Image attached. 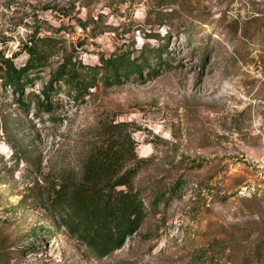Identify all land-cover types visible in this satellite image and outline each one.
<instances>
[{
	"label": "rangeland",
	"instance_id": "1",
	"mask_svg": "<svg viewBox=\"0 0 264 264\" xmlns=\"http://www.w3.org/2000/svg\"><path fill=\"white\" fill-rule=\"evenodd\" d=\"M35 30L60 43L24 107L0 81V264H264V0H0V57L20 67ZM165 42L155 77L36 109L64 59L93 65ZM105 121L125 126L144 162L133 189L146 204L181 185L96 260L59 227L48 195L78 175Z\"/></svg>",
	"mask_w": 264,
	"mask_h": 264
},
{
	"label": "trees",
	"instance_id": "2",
	"mask_svg": "<svg viewBox=\"0 0 264 264\" xmlns=\"http://www.w3.org/2000/svg\"><path fill=\"white\" fill-rule=\"evenodd\" d=\"M59 43L53 36L39 37L35 30L23 45L26 59L20 67L0 57L2 87L11 89L19 106L24 107L23 90L34 81H42L39 73L49 67L53 49ZM165 44L154 49L141 48L136 54L133 50L120 51L100 57L93 65L64 59L53 70L51 80L41 87L36 109L50 113L57 101L53 97L61 92L74 103H82L99 82L112 87L132 76L142 82V73L155 77L160 68L168 67ZM57 83L62 87L55 86ZM143 163L137 160L135 144L123 124L101 122L89 142L78 175L60 177L51 187L49 208L59 227L83 245L91 258L101 260L120 250L127 239L137 234L148 215L167 203V194L172 195L181 185L176 182L166 190L158 189L146 204L142 194L133 189Z\"/></svg>",
	"mask_w": 264,
	"mask_h": 264
}]
</instances>
